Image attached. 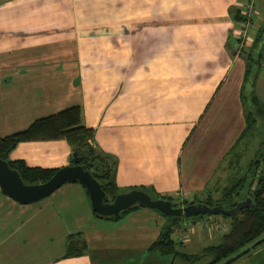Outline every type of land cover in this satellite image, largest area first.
<instances>
[{"label": "crops", "instance_id": "1", "mask_svg": "<svg viewBox=\"0 0 264 264\" xmlns=\"http://www.w3.org/2000/svg\"><path fill=\"white\" fill-rule=\"evenodd\" d=\"M245 2L0 0V138L79 106L96 146L117 161L120 191L212 196L218 170L230 171L250 145L246 138L235 148L246 127L240 53L254 41L264 0L238 51L234 14ZM255 93L264 106V66ZM262 132L264 121L254 135ZM255 143L257 151L262 138ZM9 159L59 170L73 150L65 140L24 142ZM165 218L143 207L96 217L78 183L31 205L0 189V264H137L142 253L162 261L149 247L171 225ZM71 236L85 244L81 256L66 257Z\"/></svg>", "mask_w": 264, "mask_h": 264}, {"label": "trees", "instance_id": "2", "mask_svg": "<svg viewBox=\"0 0 264 264\" xmlns=\"http://www.w3.org/2000/svg\"><path fill=\"white\" fill-rule=\"evenodd\" d=\"M245 3L235 11L234 19L242 25L249 22L250 27H252L257 15L256 0L254 1V16L251 19H248L244 14ZM260 22L252 45L240 53L246 61L241 93L245 107L246 127L238 143H236V151L242 141L255 133L258 123L264 121V106L259 102L255 93V84L264 66V14ZM240 42L241 40L239 39L237 44ZM94 139V130L82 124L81 107L73 106L57 114L36 120L24 131L0 138V159L6 161L11 169L18 172L24 184L38 185L46 183L56 174L57 169L30 168L23 161H10V154L19 144L24 142L65 140L73 150V159L70 166H82L91 173L102 185L105 192V203H112L116 196L121 193L140 190L150 195L153 199L171 201L173 207L178 208L173 198L155 193L153 189L141 187L120 191L116 184L117 161L103 153L96 146ZM260 148L255 151L254 158L249 164H246L244 173L238 179L231 182L232 178L229 175L226 188H224L222 196L218 200L208 196L206 200L202 201L203 204L209 207H223L226 210L234 209L239 203L246 201L247 198H251L253 201L252 207L243 209L235 215H219V217L228 222V229L222 234L219 244L204 248L202 253L198 255H187L178 252L176 250V241L172 239V235L175 227L179 226L178 222L181 217L168 218L163 215L171 221V225L161 233L157 241L150 245L149 251L162 255H174L176 258L179 257L193 263L205 256H211L212 261L209 264H234L252 250L262 247L264 245V152L258 151ZM243 150L241 148L240 153H236L239 157L231 165V170L239 169L243 155L241 151ZM230 182L231 184L233 183V186L231 185L233 188H230ZM199 203L185 202L184 206ZM138 208L139 206H134L114 217H101L95 212L94 215L107 219H119ZM209 217L214 218L217 216L208 215L202 218H189L186 221H197ZM75 238L76 236H71L68 239L66 257L81 256L83 250H85L84 248H86L84 243L74 241L73 239Z\"/></svg>", "mask_w": 264, "mask_h": 264}, {"label": "water", "instance_id": "3", "mask_svg": "<svg viewBox=\"0 0 264 264\" xmlns=\"http://www.w3.org/2000/svg\"><path fill=\"white\" fill-rule=\"evenodd\" d=\"M68 183H78L84 187L90 197L92 210L101 217H114L134 206L156 210L164 216L194 218L198 216H232L243 209L252 207L253 201L247 198L234 209L209 207L206 204H192L184 208H174L171 201L153 199L140 190L121 193L112 203H105L102 185L82 166H67L59 169L46 183L26 185L17 171L10 168L6 161L0 159V189L2 193L21 205H31L44 200Z\"/></svg>", "mask_w": 264, "mask_h": 264}, {"label": "rangeland", "instance_id": "4", "mask_svg": "<svg viewBox=\"0 0 264 264\" xmlns=\"http://www.w3.org/2000/svg\"><path fill=\"white\" fill-rule=\"evenodd\" d=\"M260 14H264V7L261 11H259ZM259 137L262 138V144L258 146L261 147L258 151L264 152V132L258 134ZM258 136L253 135L248 137L247 140H250V145L248 146V149L243 152V155L241 157L240 160V165H239V169L237 170H231L229 172L228 168H223L225 166H228V164H224V166L218 170L217 175H216V186H217V191H216V187H214V189H209V193L212 194L211 197H213L214 200H218L221 196H222V192L224 190V188H226L227 185V180L229 178V175H231V182L235 181L236 179H238L240 177L241 174L244 173V170L246 168V164L249 162V160L251 159L253 152L256 151V143L255 145H253L255 139L258 140ZM255 147V148H254ZM228 170V171H227ZM230 173V174H229ZM230 182V188H233L232 184ZM232 185V186H231ZM213 186V185H212ZM208 192V191H205ZM228 192V191H227ZM209 194V195H210ZM208 198L207 196H195V197H189L187 199H178L176 201H174V203L178 206V208H184V203L185 202H196L199 203V201H204ZM198 200V201H197ZM202 203V202H200ZM222 204H224L222 202ZM208 216V215H205ZM205 216H198V218H202ZM197 218V217H194ZM167 219V218H165ZM187 219H189V217L187 216H183L181 217L179 223V226L175 227L174 229V233L172 235V239L174 241H176V250L180 253H184L187 255H198L202 253V250L204 247L209 246V245H215L217 244L219 241H214L211 244H207L204 242H200L202 238H206L209 239L210 236H213V234L218 233V232H225V230L222 229H213V230H208V228H201L199 227V225L197 224H193V226L189 227L188 226V221H186ZM205 219V218H204ZM214 219L217 222H221V223H225L228 225V222L223 219L222 217H214ZM198 221V220H197ZM219 235H221L220 233H218ZM185 240V241H183ZM211 240V239H209ZM214 240V239H213ZM204 243V244H203ZM140 245H138L139 248ZM139 253H142V251H139ZM148 254H141V256L139 257V260H132L136 261L137 264H148L149 260L151 257H155L158 258L157 255L153 254L150 258L147 257ZM152 259V258H151ZM159 259V258H158ZM157 259V260H158ZM160 260V261H159ZM158 261H155L156 264H209L212 259L211 256H205L203 258H201L199 261L197 262H188L186 260H183L182 258H176L174 257V255H166V257L163 258V260L161 261V259H159ZM234 264H264V246H262L261 248H258L256 250H252L248 255L240 258L238 261H236Z\"/></svg>", "mask_w": 264, "mask_h": 264}, {"label": "built area", "instance_id": "5", "mask_svg": "<svg viewBox=\"0 0 264 264\" xmlns=\"http://www.w3.org/2000/svg\"><path fill=\"white\" fill-rule=\"evenodd\" d=\"M247 2L245 3L244 6V14L247 16L248 19H251L254 16V1L255 0H246ZM250 23L247 22L245 25H242V28L239 32V39L241 42L238 44V51L242 49V46L244 45L245 41L248 38V31L250 29ZM193 224L199 225V227L203 228H208V230H213V229H222L227 231V225L221 222H217L213 217L209 218H203L198 221H188V226L191 227ZM185 241V240H183Z\"/></svg>", "mask_w": 264, "mask_h": 264}]
</instances>
